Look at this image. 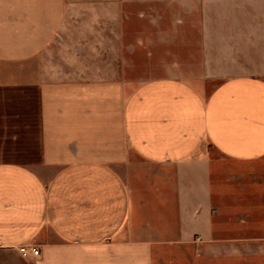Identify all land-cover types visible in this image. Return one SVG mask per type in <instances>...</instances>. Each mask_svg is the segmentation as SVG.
<instances>
[{"label":"crops","instance_id":"1","mask_svg":"<svg viewBox=\"0 0 264 264\" xmlns=\"http://www.w3.org/2000/svg\"><path fill=\"white\" fill-rule=\"evenodd\" d=\"M0 264H264V0H0Z\"/></svg>","mask_w":264,"mask_h":264},{"label":"rangeland","instance_id":"2","mask_svg":"<svg viewBox=\"0 0 264 264\" xmlns=\"http://www.w3.org/2000/svg\"><path fill=\"white\" fill-rule=\"evenodd\" d=\"M180 25V24H179ZM154 42L152 56L127 58L129 63L138 66L133 75L139 78L159 76L164 74H184V50L180 27L176 24L153 25ZM209 150H211L209 148ZM213 155L218 156L214 150Z\"/></svg>","mask_w":264,"mask_h":264},{"label":"built area","instance_id":"3","mask_svg":"<svg viewBox=\"0 0 264 264\" xmlns=\"http://www.w3.org/2000/svg\"><path fill=\"white\" fill-rule=\"evenodd\" d=\"M21 251L26 255H32L34 257L40 256L41 252L36 246H23L21 247Z\"/></svg>","mask_w":264,"mask_h":264}]
</instances>
